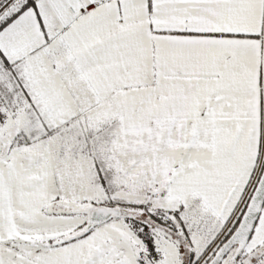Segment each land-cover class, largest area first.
<instances>
[{"label": "snow or ice", "instance_id": "1", "mask_svg": "<svg viewBox=\"0 0 264 264\" xmlns=\"http://www.w3.org/2000/svg\"><path fill=\"white\" fill-rule=\"evenodd\" d=\"M0 264H264V0H0Z\"/></svg>", "mask_w": 264, "mask_h": 264}]
</instances>
